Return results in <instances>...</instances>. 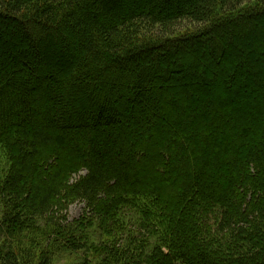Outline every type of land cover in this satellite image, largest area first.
Here are the masks:
<instances>
[{"label":"trees","instance_id":"trees-1","mask_svg":"<svg viewBox=\"0 0 264 264\" xmlns=\"http://www.w3.org/2000/svg\"><path fill=\"white\" fill-rule=\"evenodd\" d=\"M129 1L0 0V264H264V0Z\"/></svg>","mask_w":264,"mask_h":264},{"label":"rangeland","instance_id":"rangeland-1","mask_svg":"<svg viewBox=\"0 0 264 264\" xmlns=\"http://www.w3.org/2000/svg\"><path fill=\"white\" fill-rule=\"evenodd\" d=\"M134 1H139V0H131V1H129V2H131V4H130L131 7L134 6L133 5V4H135ZM129 2L127 3V5H129ZM120 4L122 5L123 3L120 2L118 5H120ZM114 5H115V3H114ZM121 5L119 6L120 10L122 8ZM104 7H106L107 9L109 8L107 13L104 14L105 15L104 19L105 18H109V17H111L112 15H115L118 12L117 9L113 10L112 6L109 5V3H106ZM101 12H102L101 9L100 10L96 9V10H93V11L90 10V12H88V13L91 14V16L94 17V19H98V15ZM5 99H6V97L4 96V94H2L0 96V101L3 102ZM140 160H141V162L143 160H145L144 157H143V154H139V161ZM9 167H10V165H9V163L7 161V158H6L5 154H4V151L0 147V230H1V227L3 225V218L6 217L8 215V213H9L7 208L10 205V203H9L8 197L5 194V189H4L5 178H6V175L8 173ZM85 213L86 212H84L83 204L77 203V204L72 205L69 208L68 213H67L68 222L72 223V222H74L76 220H79L81 217H83V215ZM5 235L4 236L0 235V245H2V246H5V245L8 246L11 243V240L7 239L5 237ZM23 236L26 237L25 234ZM27 239L30 240L31 238L27 237ZM28 245L29 244H26L23 247L25 251L30 249V248H25ZM16 247H17V244H14L12 248H16ZM56 250H58V251H57V253L54 256V260H53L52 264H77L82 259V253H71V252L66 251L64 249H61V248L56 249ZM40 254L41 253L39 252V250H36L34 252L35 257L30 259V262L31 263H36L37 259L40 257Z\"/></svg>","mask_w":264,"mask_h":264}]
</instances>
